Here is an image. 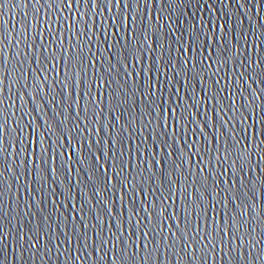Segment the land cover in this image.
Listing matches in <instances>:
<instances>
[{
    "label": "water",
    "instance_id": "obj_1",
    "mask_svg": "<svg viewBox=\"0 0 264 264\" xmlns=\"http://www.w3.org/2000/svg\"><path fill=\"white\" fill-rule=\"evenodd\" d=\"M40 2L44 5L43 8L40 7V4H36L35 0H0V5H3L0 8V31L4 32L5 52L9 61L5 67L11 73L12 79H15L18 75L16 70L18 67L17 52L21 53L19 59L25 61L19 69L25 73L21 85L8 87L11 84L10 76L6 77L3 84V95L5 97L3 114L8 122L6 142L7 145H10L15 139L11 131V125L16 126L14 122H19L17 124L18 129H24L19 139L25 142L28 151H34L37 147V144L31 143L32 141L38 143L42 138L45 132L44 121H48L49 124L54 122L60 126V130L65 136L76 138L70 141L64 140L62 148H55V145H53L54 151H50L48 156L56 155V159H49L46 164H43V162L40 165L33 163L25 169L20 163L23 157L17 155L13 159L10 147L7 148L4 156L0 158V172L3 173L0 175V192H2V195H0V264H74L77 255L80 256L83 264H112L111 244H105L101 249L100 242V240H115L116 237L112 236V233L120 236V239L116 241L115 253L118 258L116 264H134L135 261L146 255V251L142 249V246L136 248L134 245L132 251L136 255L132 257V261L119 260L121 256L131 255L125 242L130 245L132 241H135L137 245H142L144 242L150 243V246L156 245L159 248L158 253H156L159 256L157 264H213L212 256H215V264H244L239 259L238 252L235 251L236 245H240L239 252L243 253L248 264H262L264 239L260 240L255 249H251V254L250 247L247 246V236L244 237V243L239 240H236L235 244L231 242L235 234L243 236L248 230L253 232L257 240L260 239V232L264 236V222H261L259 217L254 219V216H249L247 218L248 223L244 224L245 218L236 216L234 204L228 203L225 207V203L220 202V199L224 197L226 187L224 181L231 183L232 179H237L236 176L232 175L236 170L230 167L232 161L222 163L221 168H212L209 165L203 173L199 171V166L195 161L190 162L188 167L187 165L184 166L183 175H180L179 171L176 172V179L180 183L171 188L168 176L172 172V159H176V163L180 162L179 147L177 146L176 156L172 159L168 158L167 149L159 154L157 148L155 157L151 149L154 143L159 142L161 139H167L159 133L164 131L162 125L170 122L172 114L167 109L175 106L171 97L177 95L176 89L178 88L181 89L178 95L184 97L182 107L192 105L188 111L184 112L185 119L181 120V124H189V119H191L189 113H199V116L192 118V123L187 129L190 135L192 129L195 128L197 137L200 136V129L196 126L195 120L199 121L201 125H203L204 120H212L216 123V132H213L211 124L206 125L209 148L213 151L214 148L221 152L224 150L219 142L216 145L212 143V137L219 136V118L227 119L228 116L233 115L232 112H229L225 117L224 113L221 112L220 117L219 115L216 116L214 109L226 107L230 102V100L224 99L228 95L227 90L223 92L220 90L229 89L235 93L242 88L243 95L238 98L241 102L244 101V96H250L252 91L255 90L259 92L261 100H264V90H262L264 89V75L258 74V70L254 71L248 66L251 56L257 55L261 58L260 67L264 68V35L261 34L264 33V0H243V6L240 0H231L230 3L228 0H184L183 4H180L177 0V2L170 5L168 0H165L163 9L159 3L156 5L141 3V14H144L145 22L149 25L154 24L151 16L156 11L161 15L160 24L163 27H160L159 32H156L155 27H151L149 30L153 35L147 43L143 41L140 35L143 25L139 20L136 21L133 35L137 36L141 49L145 53V70L141 71L139 65L136 67L135 73H139V75L134 73L136 86L134 99L132 81L125 79V69L122 64L117 63V59L121 58L125 41H121L117 45L114 38L116 26L121 25L122 14L128 9H121L120 14L118 8L112 4H107L106 0L105 3L104 0H101V4L98 3L94 12H90L87 6L82 5L79 10H76V16L73 19L69 16V11L64 9V5L59 3V0L51 4L52 9H48L46 0H40ZM131 2L135 4V0H131ZM207 3H211L212 7H207ZM57 5L64 10L59 12L56 9ZM108 8H111L112 11H108ZM37 9L40 10L41 16H43L44 11H48V17L45 18L41 28L45 38L51 39L47 31L48 23L51 22L53 24L52 31L58 37H62V45L69 49V56L62 58L58 53L54 70L51 64L39 65V67L48 69L44 73L48 76V82L45 83V93L47 95L43 92H37L36 98L33 99L32 96H35V92L31 87L25 89L23 83L31 84V81L35 78L31 69L36 68L37 64L32 62V53L28 50L27 45L36 36L35 28L38 25L34 17L37 14ZM81 11L84 12L83 19L80 18ZM95 13H99V16L97 17ZM169 14H171L172 21L170 26L163 19L164 16ZM57 16L61 18L57 20ZM90 16L91 18H89ZM113 18H115L114 22ZM218 18L220 23L226 22L228 35L225 37L223 45L217 40L216 47L225 50L224 57L226 59L234 51L233 44L239 47L240 52L236 57L235 65L232 66L229 62L223 66L224 69L221 70L219 75L213 76L216 71L215 65L209 69L206 64L199 62L200 59L210 54L209 51L204 50L203 42H201L198 48L193 45V48H196L195 51L187 53L197 58L196 72L199 75L189 70L191 65L188 69H184L183 74H178L177 69L183 68V60H179L180 52L176 51L179 48V45L175 42L176 37L184 29H187L190 23L196 21L207 23L209 20L215 23ZM29 22L31 27H29ZM128 26V21L121 25V35H124ZM105 29L108 31L106 32ZM172 29H177L174 36L171 35ZM213 31H216V29H213ZM29 32L27 40H24L25 34ZM233 33L236 39L233 38ZM243 35L244 40L240 39V36ZM166 36L167 44L163 50V60L156 64V60L159 59L162 40ZM69 37H71V40L68 39ZM252 37L257 38L256 44H259L260 47H253L251 53L245 48V42L247 41L248 47L251 48ZM153 40L155 41L156 51L148 55L151 51L148 44H152ZM40 42V39L36 38L35 46L37 48L40 47ZM127 43L131 47L137 41L130 40ZM78 44H84L85 47L81 50ZM110 44L112 46L109 49ZM89 45H94L91 50H89ZM72 46H77L76 51L85 59L83 60V70L79 71V75L74 77L75 88L69 84L68 95L64 98L62 97L63 85L58 82L64 80L65 61L71 66L70 73L73 70H79L81 67L76 63L78 57L72 54ZM208 47L212 48V45L209 44ZM25 51H28V57L23 55ZM181 52H183L182 48ZM91 60H95L96 63H90ZM241 61H243L245 78L237 82L236 76L239 77L240 75ZM163 63L168 68L169 77L177 72L172 80H168L167 76L160 75L161 72L165 71ZM109 65L114 67L110 69ZM232 67H236V73L233 72ZM127 70L129 72L133 71L131 67ZM85 72L87 75H85ZM159 75L160 81L157 83L158 91L156 94L157 103H151L152 97L141 100L148 77L151 76L153 83H155L156 77ZM185 77L188 79L186 86L183 84ZM97 78L103 81V87L100 89L94 87V81ZM247 78H251V86H249ZM217 79L221 80L219 85L215 83ZM109 80L112 81L111 86H109ZM114 89L121 94L125 103H120L119 99L112 100V96L115 95ZM89 90L96 95L98 107L90 104L91 96L85 95ZM186 93H190V95L188 96ZM197 93L201 98L204 97L211 101L207 112L204 111L202 99L197 101L193 98ZM161 97L167 98V103H160ZM217 99H219V104H217ZM10 103L13 105L12 108H8ZM241 113L244 115L249 114L246 105L240 112L235 113L236 117H240ZM175 115L179 116L180 111ZM85 117L88 118V122H82ZM116 117L120 118L119 122ZM259 118H264V111L259 112ZM61 120L64 121L62 125L60 124ZM0 122H3V120L0 119ZM29 122H31L30 126ZM86 123L87 127L92 129L90 133L84 131ZM248 123L250 124L251 120ZM101 125L105 127L101 128ZM122 125L127 126L126 131H121ZM157 125H161V127L154 132ZM228 127L238 130L241 126L233 120ZM260 127L264 130V123H261ZM98 128H101L99 132L96 131ZM140 129L143 131H139ZM53 130L56 131L55 126H53ZM223 131L225 146L230 148L233 153L238 147H243V143L247 142L245 138L240 145L236 144V140L244 136L242 131H237L236 140L229 135L228 128ZM128 133H131V136ZM59 135L60 131H56L55 134L49 130L48 143L52 144L53 141L58 139ZM177 135L179 136V131ZM153 137H155V140ZM86 138L93 141L101 139V143L94 144L91 150L86 143L81 147L77 140L84 141ZM121 139L124 141L123 147L125 150V155L122 158L119 157V151L122 147L119 142ZM261 139H264V136ZM112 140L117 141V143L116 145L113 144L112 150L109 152L110 144L105 142ZM201 141H203V137H201ZM169 143H171V140ZM184 143V139H181L180 145L183 152H187V144L183 147ZM188 143H191L190 139ZM205 143H208L207 139H205ZM73 145L76 147L77 152L76 154L73 153L71 160H68L66 156L59 155V152L71 150ZM136 145H141V153L144 152L145 148L149 150L145 153V156L141 155L140 159L138 158L139 153ZM44 146L47 147V144ZM161 147L163 148V145ZM197 148L203 152L202 144L193 147L192 152L195 153ZM100 149L103 150V155L99 151ZM80 153H83V162L77 156ZM131 154L133 156L132 164L129 165L128 171L126 170L117 180L113 176V186L108 184L105 187L103 183H94V181H97V177L103 179L104 176V173L100 171V164H105L107 160L114 158L122 159L127 163L128 156ZM95 157H100L99 162L95 160ZM158 159L161 161V166L151 168V171H149V165L155 164ZM196 159L198 161L199 156ZM204 159L207 164L208 156L205 155ZM93 166L95 176L89 179L90 168ZM44 167L48 171H46L44 179L40 180L39 175L43 174L40 169ZM245 167V171L248 168L254 169L249 173L251 180H255L257 172L264 177V162H259L258 167L257 162L253 159V163L245 165ZM50 168H58L59 171L53 174ZM236 168L238 169L239 165ZM225 169H228L225 175H218L219 172H223ZM117 170L114 169L113 171ZM189 171L192 172V175H189ZM152 172L156 173V176L152 177V182L149 181L143 184L148 194L141 192L139 196H136L133 204L129 200L133 193L124 188V183L130 181L131 177H136L135 182L137 184H139L141 177L147 181ZM110 174L111 172H109ZM249 176H245L246 181L249 180ZM156 177L158 178L156 179ZM162 179L164 184L161 183ZM149 184H152L151 188ZM216 184L219 196H215V199H213V195L209 193V195H204L203 200L198 199L199 195L204 194L205 187L211 192ZM183 185L186 186L187 191L193 193L190 201L185 199L184 192L181 190ZM67 186L71 189V199L68 198L67 194L62 195L66 192ZM236 186L240 187V201H237V203L241 202V207H243V204L250 203L244 197V191H247V189H244L243 185L237 184ZM249 187H251L250 182ZM122 188L123 193L121 192ZM152 188H159L160 190L153 192ZM169 188H171V198L167 200V206L170 211L175 212L174 219L164 218L171 215L170 211L165 212L163 216L159 214L163 198L170 196ZM196 189H199V193L196 192ZM135 191L139 192V188ZM257 193L259 201H257L256 212L260 213L261 207H264V193H261L259 189H257ZM249 194L252 195L251 192ZM122 196H124L123 200H121ZM157 197H160L161 200L157 199L155 210L149 207L148 211L153 212V216L148 219L142 204L144 200L145 202L154 201ZM53 200H55V203H53ZM73 204L76 205V208L72 207ZM214 204L216 205L215 209H213ZM81 205L83 206L82 212H77ZM133 208L138 214L129 221L128 216L131 215ZM72 215H75V220L72 219ZM185 215H187L186 221L183 219ZM233 216H236L237 220L241 219L242 222V225H236L239 228L238 233L235 228L231 227L234 222ZM140 219L143 223L138 227L135 226L136 221ZM177 221H179V230L177 229ZM198 222L203 223L201 231L195 236L193 243H196L202 237H207L205 243L211 240L212 243L217 244V247L212 249V244H208L203 254L197 250L195 253L196 261H194L189 254V250L184 249L183 244L177 242L171 234L176 232V236L179 237L181 232H184L191 241L193 239L191 230ZM218 229H223L229 233L228 245L225 246L224 252H221L218 246L219 237L223 235V232L218 233ZM144 231L150 233L147 241L143 236ZM96 233H100V237ZM164 237H167V240L163 239ZM93 240H95V243H93ZM253 242L255 243V240ZM33 243L36 244L35 248L32 247ZM199 247L200 245H197L198 249ZM228 247L234 249L229 256L226 254ZM120 249L124 251L121 252ZM165 249H167L166 260ZM141 264H143L142 261Z\"/></svg>",
    "mask_w": 264,
    "mask_h": 264
},
{
    "label": "snow or ice",
    "instance_id": "obj_2",
    "mask_svg": "<svg viewBox=\"0 0 264 264\" xmlns=\"http://www.w3.org/2000/svg\"><path fill=\"white\" fill-rule=\"evenodd\" d=\"M46 2L48 5V9H52L51 4L55 3L56 0H46ZM106 2L107 4H112L114 7L118 8L120 11V14H121V9H128V11L122 14L123 19L121 20V25H124L125 21H128L129 26L126 28L124 35H121L120 34L121 25H117L114 38H115V42L117 45H119L121 41H125L124 48L121 52V58L117 59V63L123 65L125 69V79H130L132 81V85H133L132 95L134 99L135 94H136L135 76H134L136 67L137 65H139L141 68V71L145 70V67H144L145 53L141 49V44H140V41L137 39V36L133 35V32L136 27V21L139 20L141 24L143 25V27L141 28L140 35L142 36L143 41L147 43L153 35L152 33H150L149 29L151 27H155L156 32H159L160 27H163V25L160 24L161 15L160 13L156 11H154L151 16V20L154 21V24L149 25L148 23H146L144 14L143 15L141 14L140 6H141V3H143L144 5H147L149 3L156 5L157 3H159L161 8L163 9L165 0H135V4H133L131 0H106ZM175 2H177V0H168L169 5ZM178 2L180 4H183L184 0H178ZM228 2L230 3L231 0H228ZM35 3L40 4L41 8L44 7V5L41 4L40 0H35ZM59 3L64 5V9H67L69 11V16L74 19L76 16V10H79L82 5L87 6L90 12H94V10L98 6V3L101 4V0H59ZM104 3H105V0H104ZM240 3L243 6V0H240ZM2 7L3 5H0V8ZM207 7L211 8L212 7L211 3H207ZM56 9H58L59 12H62L64 10V9H60L59 5H57ZM107 10L112 11L111 8H108ZM95 15H97L98 17L99 13H95ZM83 16H84V12L81 11L80 18L83 19ZM47 17H48L47 10L44 11L43 16H41L40 10L37 9V14L34 17V19L36 20V24L38 25L35 28L36 36L33 37V41L27 45L28 50L31 51L32 53V62H35L37 64V67L31 69L32 74L35 75V78L31 81V84L23 83V87L25 89H27L28 87H31L33 89V91L35 92V96H32L33 99L36 98L37 92H43L45 95H47V93H45V83L48 82V76L44 75V73L48 71V69L46 67H43V68L39 67V65L51 64L52 69L54 70L56 68L58 53L60 54L62 58L69 56V49L62 45V42H61L62 37H58L57 34L52 31L53 24L51 22H49L47 26V31L51 39H46L43 32L41 31V28L43 27V24H44V20ZM60 18H61L60 16H57V20H59ZM89 18H91V16ZM163 19L169 26L171 25L172 23L171 14L164 16ZM219 20L220 19L218 18L217 22L215 23H213L211 20H209L207 23H204L201 21L190 23L189 27L187 29H184L183 32H180V35L176 37L175 42L179 45V48H177L176 51L180 52L179 60L180 59L183 60V68L177 69L178 74H183L184 69H188L189 65H191L189 70L194 72L196 75H199V73L196 72L197 58L195 56H190L187 53L191 51H195L196 48H193V45L197 46L198 48L201 42H203L204 50L209 51L210 54L200 59L199 62L201 64H206L209 69L213 68V65H215L216 71L213 73V76L219 75L221 70L224 69L223 66L228 64L229 62L232 64V66L235 65L236 57L240 52L239 47L233 44L232 47L234 51L230 57H227V59L224 57L225 50L223 48L217 49L216 47L217 40H219V43L223 45L224 39L228 35V27L226 25V22L220 23ZM114 21H115V18H113V22ZM29 27H31L30 22H29ZM213 29H216V31H213ZM105 31L107 32L108 30L105 29ZM176 31L177 29H172L171 35L174 36ZM217 33H219V35H217ZM29 34L30 32L25 34L24 40H27V36ZM261 34L264 35V33H261ZM36 38H39L41 41L39 48L35 46ZM233 38L236 39V36L234 33H233ZM4 39H5L4 32L0 31V119L3 120V122H0V158L4 156V153L6 152L7 148L10 147L12 150L11 152L12 158L15 159L17 155L22 156L23 159L20 161L21 166L27 169L29 164L31 165L35 163L37 165H40L41 162H43V164L48 163L49 159L55 160L56 155L48 156V153L50 151L52 152L54 151L53 145H55V148L56 147L62 148L64 146L63 145L64 140L70 141L71 139H75L76 137L65 136L64 133L61 132L59 125H56L54 122L52 124H49L48 121H44L43 127L45 128V132L43 133L42 138L40 139L38 143L36 141H32L31 143L37 144V147L34 151H28L27 147L25 146V142L19 139V137L23 134L24 129L23 128L18 129L17 124L19 122H14L16 126L13 127V124H12L11 131L15 139L10 145H7L6 128L8 127V122H7V118L3 114L5 110L4 109L5 97L3 95V92H4L3 84H4V80L6 79V77H9V76L11 77V73H9L5 67L9 63V61L7 59L6 52H5L6 46L4 45ZM68 39L71 40V37H69ZM240 39L244 40L245 39L244 35L240 36ZM256 39H257L256 37H252L251 48L248 47L247 41L245 42V48L251 51V53H252L253 47H256V48L260 47L259 44H256ZM130 40H136L137 43L130 47L127 43V41H130ZM154 43L155 41L153 40L152 44H148L149 48L151 49L148 55L156 51L154 47ZM166 44H167V36L165 37L164 40H162L161 51H160L159 59L156 60L155 62L156 64H159L160 61L163 60V55H164L163 50ZM209 44L212 45V48L208 47ZM185 45H187V47H185ZM93 46L94 45H89V50H91V47ZM111 46L112 45L110 44L109 49L111 48ZM76 47L77 46H72L71 51L74 56L78 57L76 63L81 66L80 69L73 70L70 73L69 69L71 66L68 64L67 61H65L64 80L58 82L59 84L63 85V88H62L63 96L62 97L64 98H66L68 95L69 84H71L72 87L75 88L76 83L74 82V77L78 76L79 71L83 70V60L85 59V57L76 51ZM78 47L82 50L85 47V45L78 44ZM181 48L183 49V52H181ZM212 53H215V54L213 55ZM23 55L25 57H28V51L23 52ZM20 56H21V53L17 52L16 57L18 60V64H17L18 67L16 70L18 72V75L16 76L15 79H12L11 77V84L8 85V87H14L17 84L21 85V80L22 79L24 80L25 73L19 69H20V66L25 63V61L19 59ZM90 63L95 64L96 61L91 60ZM260 65H261V58L258 57L257 55H252L251 58L249 59L248 66L252 68L254 71L258 70V74L264 75V68H261ZM113 67H114L113 65H109L110 69H112ZM129 67H131L133 71L129 72L127 70ZM173 67L176 68L175 65H173ZM163 68L165 71L161 72L160 75L162 74L164 77L167 76L168 80H172L175 74H177V72H174L173 76L169 77L168 68L165 66L164 63H163ZM241 69H240L239 77L236 76L237 82H239L240 79L245 78V71L243 69V61H241ZM232 70L234 73H236L237 71L236 67H232ZM135 74L139 75V73H135ZM85 75H87L86 72H85ZM160 75L156 77L155 83H153V79L151 76L148 77V80L145 83L146 87L144 88V94L141 96V100L145 98L149 99V97H152V99L150 100L151 103L153 104L157 103V98H156V94L158 91L157 83L160 81ZM41 77L43 78L41 79ZM247 79H248L249 86H251V78H247ZM257 82L259 83L260 81H257ZM108 83H109V86H111L112 81L109 80ZM215 83L219 85L221 83V80L217 79ZM183 84L185 86L188 84V79L186 77L183 80ZM94 87H96L97 89L102 88L103 81L100 78H97L94 81ZM225 90H227L228 95L224 99L230 100V102L226 105V107H219L214 110L216 112V116L219 115V117H220L221 112L224 113L225 117L227 116L229 112H232L233 115L228 116L227 119L223 117L219 118L220 119L219 136L212 137V143H214V145H216V143L219 142L221 146L224 147V150L222 152L219 150H216V148H214V151L210 150L209 148V139H208L209 137L207 136V133H206V125L211 124V128L213 132L217 131L216 123H214L212 120H204L203 125H201L199 121L195 120L196 126L199 127L200 129L199 137H197L196 135L195 128L192 129L191 135L187 131L189 125L192 123V118H196L197 116H199V113H196V112L189 113L191 116V119H189V124L188 125L181 124V120L185 119L184 112L188 111V109L191 108L192 105H187L186 107L185 106L182 107L183 105L182 101L184 100V97L178 95V93L181 91V89L179 88L176 89L177 95L174 97H171L173 100V104L175 106L169 107L167 109V111L172 114V116L170 117V122L164 123L162 125V127L164 128V131L162 133H159V135H161L162 137H167V139H161L159 142L154 143L151 151L153 153V156L155 157L157 153V148L159 149V154L162 152H165V150L167 149L168 158L172 159L174 156H176L177 146L179 147L180 162L176 163V159H172V172H171V175L168 176V181H169V185H171V188H174L178 183H180V181L176 179V172L179 171L180 175H183L182 170L184 166L187 165L188 167L190 165V162L195 161V163L199 166V171L203 173L205 171V168L208 167L209 165H211L212 168H216V167L221 168L222 163L231 160L232 164L230 167H232L233 169H236L232 175L236 176L237 179H232L231 183H229L228 181H224V184L226 185V187L224 189V197L220 199V202H224L225 207H227L228 203L234 204L235 210H236V216H239L240 218H245L244 224L248 223L247 218L249 216H254V219L259 217L260 221L264 222V207H261L260 213L256 212V205L258 203L257 201H259V195L257 193V189H259L261 193H264V177L260 176L259 172H257L255 180H251L249 173H251L254 169L248 168L247 171H245L246 169L245 165H251L253 163V159L257 162L258 167H259V162H264V139H261V137L264 136V130H262L260 127L261 123H264V118L258 119L259 112L264 111V100H261L259 92H256L255 90H253L251 95L244 96V101L241 102L238 98L241 95H243L242 88L236 91L235 93L229 89H221L220 91L223 92ZM113 91L115 92V95L112 96V100L116 101L117 99H119L120 103H125V100L122 98L121 94L116 92V89H114ZM85 95L91 96L90 104L98 107L96 103V95L92 93L91 90H89V92L86 93ZM186 95L189 96L190 93H186ZM193 98L197 101L202 99L204 111L205 112L208 111V106L211 103L209 99H205L204 97L201 98L198 93L195 96H193ZM53 99H55V97H53ZM160 103H167V98L161 97ZM217 104H219V99H217ZM245 105L249 109V114L244 115L243 113H241L240 117H236L235 113L240 112L241 109H244ZM12 107L13 105L11 103L8 104V108H12ZM21 107H23V105H21ZM178 111H180V115L176 116L175 114ZM13 115H15V113H13ZM116 119L119 122L120 118L116 117ZM233 120L236 121L241 126L238 130H233L232 128L228 127L230 122H232ZM249 120H251L250 124L248 123ZM82 122H88V118L85 117L84 121ZM63 123L64 121L61 120L60 124L62 125ZM149 123H151V121H149ZM30 125H31V122H29V126ZM53 126H55L56 131H60V135L57 140L53 141L52 144H50L48 143L49 141L48 131L50 130L56 134V131L53 130ZM104 127H105L104 125H101V128H104ZM159 127H161V125H157L156 128L154 129V132H156L157 128ZM101 128L96 129V131L99 132ZM225 128H228L229 135L234 140H236L237 131H242L244 133V136L241 137V139L236 140L237 145H240L244 141L245 138L247 139V142L243 143V147H238L234 153L232 152L230 148L225 146L226 142L223 140V137H224L223 130ZM122 130L126 131L127 126L122 125L121 131ZM84 131H88L89 133L92 131V129L87 127V123H86ZM139 131L142 132L143 130L140 129ZM178 131H179V136L177 135ZM120 135H121V132H120ZM128 135L131 136V133H128ZM201 137H203V141H201ZM153 139L155 140V137H153ZM181 139H184L185 141L183 147H185V144H187V149H188L187 152H183V149L180 145ZM189 139L191 140V143H188ZM205 139L208 140L207 144L205 143ZM170 140H171V143H169ZM119 142L122 145L119 151V157L122 158L125 155V150L123 147L124 141L123 139H121ZM77 143H79L81 147L83 146V144L86 143L88 148L91 150L94 144L101 143V139L99 140L96 139L95 141H93L90 138H86L84 141L77 140ZM105 143L110 144L109 152H111L113 144L116 145L117 141L112 140L110 142H105ZM45 144H47V147L44 146ZM197 144L203 145V152H201L199 148H197V151L195 153L192 152L193 147H195ZM161 145H163V148L161 147ZM140 147L141 145H136V149L139 153V157H138L139 159L141 155L145 156V153L149 151L147 148H145L144 152L141 153ZM99 151H101L102 155L104 154L102 149H100ZM76 152H77L76 147L73 145L71 146V150H65L63 152H59V155L66 156L68 160H71L73 153L76 154ZM205 155L208 156L207 164L205 163V159H204ZM77 156L80 158L81 162L84 161L83 153L77 154ZM197 156H199L198 161L196 159ZM95 160L99 162L100 157H95ZM132 160H133V156L131 154L128 156L127 163H125L122 159L114 158L111 160H107L105 164H100V171L104 173V176H103V179H100L99 177H97V181H94V183H97V184L103 183L105 187L108 184H111V186H113L112 184L113 176L116 178V180L120 178L121 175L126 170L128 171L129 165L132 164ZM237 165H239L238 169L236 168ZM156 166H159V167L161 166V161L159 159L155 161V164L149 165L148 170L151 171V168H154ZM114 169H118V170L113 171ZM50 170L53 174H56L59 171L58 168H50ZM40 171H42L43 174L39 175V178L40 180H43L44 175L46 171H48V169L44 167L40 169ZM227 171L228 169H225L223 172H219L218 175L223 176L225 175ZM109 172H111L110 175H109ZM2 174L3 173L0 172V175ZM130 174L131 173L129 172V175ZM189 175H192L191 171H189ZM93 176H95L94 166L90 168L89 179H92ZM153 176H156L155 172H152V174L147 178V181H145V179L141 177L139 184L135 182L136 177H131L130 181H128L127 183H124V188H127L130 193H133L129 198V200H131L133 204L135 203L136 196H139L141 192L144 194L145 193L148 194L147 190L143 187V184L149 181L152 182ZM245 176H249V180L246 181ZM173 177H175V179H173ZM157 178L158 177H156V179ZM124 179H127V178H124ZM249 182L251 184V187H249ZM161 183L164 184L163 179L161 180ZM237 184L243 185L244 189H247V191H244V197L246 198L247 201H250V203L243 204V207H241L242 205L241 202L239 204L237 203V201H240V195H239L240 187H237L236 186ZM149 187L151 188L152 184H149ZM138 188H139V192L135 191ZM171 188H169L170 196L164 197L163 203L160 204L159 214L161 216H163L165 212L170 211L167 206V200L171 198ZM158 190L160 189L152 188L153 192L158 191ZM181 190L184 192L185 199L190 201L192 199L193 193L187 191L186 186L184 185L181 186ZM121 192L123 193V188L121 189ZM196 192L199 193V189H196ZM250 192L252 193V195L249 194ZM209 193L213 195V199H215V196H219L217 184L215 185V187L211 189V192L209 191L207 187H205L204 194L199 195L198 199L203 200L204 195H209ZM64 194H67L68 198L71 199V189L69 186H67L66 192L62 193V195ZM0 195H2V192H0ZM123 199H124V196L121 197V200ZM157 199H159V201L161 200L160 197H157L156 200L154 201L145 202L144 200L142 204L143 210L145 211V213H147L148 219H151V217L153 216V212H149L148 209L149 207H152L155 210ZM53 203H55V200H53ZM72 207L76 208V205L73 204ZM215 207L216 205L214 204L213 209H215ZM82 209H83V206L81 205L79 207V211L77 212H82ZM170 212H171V215L164 217L165 219L175 218V215H176L175 212L174 211H170ZM137 214L138 213H136L133 208V210L131 211V215L128 216V220L131 221L133 216H136ZM225 215H227V213H225ZM236 216L232 217L234 222L231 227L235 228L236 232L238 233L239 228H237L236 225L237 224L242 225V222H241V219L237 220ZM75 218H76L75 215H72V219L75 220ZM183 219L186 221L187 215H185ZM142 223L143 221L141 219L137 220L135 226L138 227ZM176 223H177V229L179 230V227H178L179 221H177ZM202 223L203 222H198L195 225V227L191 230L193 233V239L191 241L188 239V236L184 232H181V235L179 237L176 236V232H172L171 234L172 237H175L177 242H180L183 244L184 249L189 250V254L192 256V259L194 261H196L195 253L197 252V250H199L201 254H203L208 244H212V249H215L217 247V244L212 243L211 240H208V242L205 243V240L207 239V237H202L201 239L196 241V243H193L195 236L198 235L199 232L201 231ZM217 231L218 233L223 232V235L219 237L218 246L220 248V251L224 252L225 246L228 245L229 233L224 231L223 229H218ZM149 234H150L149 231L143 232L145 241H147ZM96 235L100 237V233H96ZM259 235H260V239L257 240L255 238V235H253V232H249L248 230L244 233L243 236L235 234L231 242L232 244H235V241L239 240L241 243H244V237L247 236L248 237L247 246L250 247V254H251V249H255L256 246L260 243V240L264 239V236L261 235V232L259 233ZM112 236H115L116 239L115 240H112V239L100 240V242H101V249L104 247L105 244H109V243L111 244V250H112L111 260H112V264H116L118 260L116 253H115V249L117 246L116 241L120 239V236H117L116 233H112ZM130 238L131 236L129 237V239ZM163 239L167 240V237H164ZM253 240H255V243L253 242ZM93 243H95V240H93ZM125 243L128 248V251L131 252V255L129 256L126 254L124 256H121L119 260L132 261V257H135L136 255L135 252L132 251L135 245L136 248H141L142 246V249L146 251V255H144L141 259L135 261L134 264H141V261L143 262V264H150V262L151 264H157V262H159V256L156 255V253H158L159 251V248L156 245L150 246V243L148 242H144L142 243V245H137L135 241H132L130 245H128L127 242ZM197 245H200L199 249L197 248ZM239 246L240 245H236V249H235V251H237L239 254V259L243 261L244 264H248V261L244 257L243 253L239 252ZM32 247L35 248L36 244L33 243ZM120 250L121 252L124 251L123 249H120ZM233 250L234 249H232V247H228V252L226 254L229 256ZM209 251L211 252V250ZM166 253H167V249H165V260L167 259ZM101 259H103V257H101ZM261 260H262V264H264V256L261 257ZM212 261H213V264H215V256H212ZM74 264H83V261L81 260L79 255L76 256V260Z\"/></svg>",
    "mask_w": 264,
    "mask_h": 264
}]
</instances>
